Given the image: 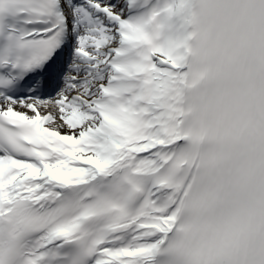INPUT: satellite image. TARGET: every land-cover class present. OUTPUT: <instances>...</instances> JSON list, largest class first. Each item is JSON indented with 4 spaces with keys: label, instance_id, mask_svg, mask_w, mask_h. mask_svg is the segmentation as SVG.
<instances>
[{
    "label": "snow or ice",
    "instance_id": "obj_1",
    "mask_svg": "<svg viewBox=\"0 0 264 264\" xmlns=\"http://www.w3.org/2000/svg\"><path fill=\"white\" fill-rule=\"evenodd\" d=\"M0 264H264V0H0Z\"/></svg>",
    "mask_w": 264,
    "mask_h": 264
}]
</instances>
